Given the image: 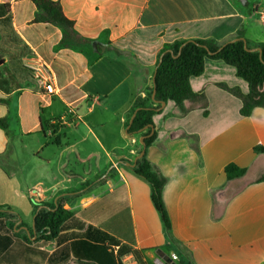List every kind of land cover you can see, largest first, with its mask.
<instances>
[{"label": "crops", "instance_id": "0c3cea01", "mask_svg": "<svg viewBox=\"0 0 264 264\" xmlns=\"http://www.w3.org/2000/svg\"><path fill=\"white\" fill-rule=\"evenodd\" d=\"M50 1L89 45L61 46L62 31L35 23L30 0H0V205L20 218L19 236L0 227V264H161L172 253L174 264H264V109L240 115L220 87L248 93L233 67L207 59L189 79L205 109L185 102L182 115L168 101L153 117L146 159L165 179L168 236L133 172L141 136L126 132L166 44L221 45L239 32L264 44V0ZM41 64L52 95L33 77ZM230 164L244 175L228 180ZM61 198L72 216L38 239L34 205Z\"/></svg>", "mask_w": 264, "mask_h": 264}, {"label": "trees", "instance_id": "16d2710c", "mask_svg": "<svg viewBox=\"0 0 264 264\" xmlns=\"http://www.w3.org/2000/svg\"><path fill=\"white\" fill-rule=\"evenodd\" d=\"M38 12L35 23H46L62 31L61 46L71 48L74 46H87L89 41L81 38L74 30L73 23L63 14L60 5L50 0H30ZM259 49L258 51H253ZM207 59L221 61L236 71V76L248 84V93L243 94L237 88H229L224 84L220 87L237 97L241 101L240 115L248 117L255 108L264 109V44L250 46L244 39L243 32H239L235 39L224 44L213 40H184L166 44L159 55V63L155 76V98L151 95L153 87L146 92L145 100L137 101L132 110L134 114L127 126L128 135L144 137L143 156L134 162L133 172L149 183L151 187V201L159 213L167 236L170 231V221L165 209L162 191L165 179L156 171L146 159V150L155 141L153 132V117L158 113L162 103L171 101L179 108L182 115L187 113L184 103L188 102L194 107H206V98L202 93L191 90L189 79L200 76L204 71ZM45 128L56 134L57 128L48 122ZM0 127L4 128L3 120ZM58 143V139L54 140ZM196 147V144H194ZM264 152L263 148L255 149ZM141 151H139L138 155ZM245 173L244 169L230 164L225 168L228 180L239 178ZM264 182V175L258 180ZM65 198L56 203L42 202L35 204L33 215L35 232L38 239L48 241L54 239L64 223L72 213L64 209ZM19 215L9 206L0 205V227L8 233L19 236L16 226ZM21 226V223H20Z\"/></svg>", "mask_w": 264, "mask_h": 264}, {"label": "built area", "instance_id": "2783aa9c", "mask_svg": "<svg viewBox=\"0 0 264 264\" xmlns=\"http://www.w3.org/2000/svg\"><path fill=\"white\" fill-rule=\"evenodd\" d=\"M33 71V77L37 86H39L46 94L52 95L55 92L54 87V78L52 74L49 72L47 66L41 64L37 68H31ZM170 259L172 262L178 261V257L176 254L172 253L170 255Z\"/></svg>", "mask_w": 264, "mask_h": 264}, {"label": "water", "instance_id": "95a60500", "mask_svg": "<svg viewBox=\"0 0 264 264\" xmlns=\"http://www.w3.org/2000/svg\"><path fill=\"white\" fill-rule=\"evenodd\" d=\"M253 51H258L260 53L259 49H254ZM155 76H156V72H155V74L153 76V92H152V95H151L152 100H154V98H155ZM164 105H165V103L161 104L162 107ZM140 143H141L142 147H144V137L140 138ZM143 153H144V150H142L140 152V154H139L137 159L141 158L143 156ZM160 260H161V264H174V262H172L171 259L169 257H167V256H161Z\"/></svg>", "mask_w": 264, "mask_h": 264}]
</instances>
